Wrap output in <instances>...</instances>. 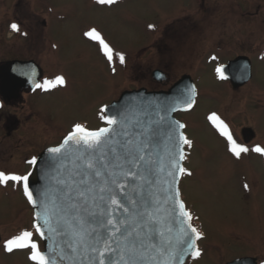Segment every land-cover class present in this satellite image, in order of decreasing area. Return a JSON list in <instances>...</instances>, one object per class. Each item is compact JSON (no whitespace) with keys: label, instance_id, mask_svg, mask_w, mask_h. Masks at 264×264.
<instances>
[{"label":"rangeland","instance_id":"rangeland-1","mask_svg":"<svg viewBox=\"0 0 264 264\" xmlns=\"http://www.w3.org/2000/svg\"><path fill=\"white\" fill-rule=\"evenodd\" d=\"M29 3L49 14L55 58L68 66L64 87L39 100L45 141H33L31 150L57 146L76 124L100 129L101 109L125 91L166 90L188 75L197 97L193 110L176 115L191 141L184 160L191 175H182L180 193L202 237L201 254L189 264H226L242 257L264 264V155L252 151L264 148V0H0V25L23 14ZM93 29L112 49V62L99 42L85 35ZM237 56L251 60L253 78L233 92L217 69ZM154 70L168 82L155 83ZM213 114L247 153L237 158L229 151L226 136L209 119ZM248 128L254 139L245 145L241 130ZM24 155L15 152L14 167ZM11 194L7 203L0 194V264H34L30 249L4 250V242L24 230L33 232L43 250L24 193L15 186Z\"/></svg>","mask_w":264,"mask_h":264},{"label":"water","instance_id":"water-1","mask_svg":"<svg viewBox=\"0 0 264 264\" xmlns=\"http://www.w3.org/2000/svg\"><path fill=\"white\" fill-rule=\"evenodd\" d=\"M11 66L7 64L1 68L0 74H7ZM220 69L226 77L222 79L219 73L220 78L229 81L235 90L252 78L251 61L245 56L229 61ZM152 78L158 83L168 82L167 76L160 70L153 71ZM192 89H195L194 96ZM196 96L197 89L194 81L190 76L184 75L168 90L148 91L140 88L125 91L116 101L104 108L105 119L112 118L117 121L111 126L112 138L105 146L106 152L109 147H114L116 151L108 152L106 162L110 170L115 171H119L117 164L123 165L125 171L131 170L136 173V179L124 180L123 177H118L127 187L121 190L109 183L111 191L103 193L105 197L103 201L99 199L101 195L99 186L107 179L106 173L98 181L89 176L88 184L81 183L82 177L90 171L85 167V161L89 158L87 150L82 147L77 148L70 143L58 156L54 157L50 154L49 148L38 155L37 164L32 165L30 175L28 174L29 190L38 207L34 208L28 203L33 211L34 223H37L36 212L43 211L40 206L47 204L54 213L53 223L58 221L62 229V232L50 233L43 225V216L39 221L45 232L43 239L39 237L43 244L42 253L54 264H98L96 253L92 252L91 248L92 246L101 248L102 243L96 244L90 237L87 250L79 246L76 252L71 250L70 245H75L73 233L80 229L81 220L84 221L86 230L91 231L95 228L98 237H108L110 227H101L99 222L106 221L110 213L121 229L117 239L123 240L124 236L131 231L133 236L130 239H134L138 249L144 252V259H138V264H162L166 256L161 257L157 250L161 246H167L166 241L169 238L174 245L179 229L185 226L182 225V218L178 215L175 195L176 191H179V199L182 201L180 193L182 174L175 173L172 168V161L178 159L181 148L185 156L186 145L178 143V135L180 132L184 135L185 127L178 128V124L182 122L176 118V114L192 110ZM190 98L194 100V103L187 108ZM108 126L106 124L105 127ZM129 151L130 158L140 155L144 157L143 160L137 161L139 168H133L132 164L125 162L126 153ZM95 155L98 156L99 153ZM183 162L184 159L179 161L181 167ZM170 171H173L174 175L170 176L168 174ZM90 185L91 192L87 191ZM80 191L85 192L86 198L79 196ZM110 195L121 201L123 206L119 209L111 206L108 203ZM125 208L128 209L127 212ZM101 212L103 215H100ZM148 214H151L155 223H149ZM120 221H126V223L120 224ZM169 228L171 232L168 231ZM161 231L164 233L163 237L159 235ZM136 233H139L138 237ZM117 239L111 241L115 251L106 258V264L118 259L122 245H118ZM151 245L156 247L153 248ZM196 247L198 248V240ZM153 256L155 260L152 259ZM193 258L191 254L185 253L182 258L175 261V264H189ZM226 264H257V260L245 257Z\"/></svg>","mask_w":264,"mask_h":264},{"label":"snow or ice","instance_id":"snow-or-ice-1","mask_svg":"<svg viewBox=\"0 0 264 264\" xmlns=\"http://www.w3.org/2000/svg\"><path fill=\"white\" fill-rule=\"evenodd\" d=\"M114 0H97V3L100 4H111ZM151 27V26H150ZM11 28L14 31L18 30L17 24L13 23ZM85 35L89 36V38L93 40H97L104 51V55L107 57L109 62L113 60V52L112 49L104 42V40L100 37L99 33H97L94 29L90 32L85 33ZM215 59V57H213ZM119 62L123 64L125 62L124 56L122 54L119 55ZM217 72L221 74V78L224 79L226 77L223 76L222 70L217 69ZM64 83L63 77H57L55 80L45 81L43 85L36 84L37 88H43L45 91L49 90L50 88H55L58 84L62 85ZM192 95H195V89H192ZM194 103L193 99H189L187 102V108H190ZM105 109H101L104 111ZM105 123L109 125L108 127H103L95 131H90L84 128L80 124H76L73 130L67 135L64 139L62 144L58 147H51L48 149V152L52 154L54 157L61 154V152L71 143L75 145L77 148H83L88 151L89 158L85 161V167L90 170L88 173L81 179L82 184H88L89 180L88 177L91 176L95 180H100L101 176L105 173L107 174V179L104 181L103 184L99 186V199L103 201L105 199L103 193L110 192L111 189L109 187V183L114 185L116 188L121 190L125 189L127 185L122 183L118 177H123L124 180L128 179H136V173L132 172L131 170L125 171L123 165L117 164L116 167L119 168V171L110 170L109 164L106 162V156L108 152L115 153L116 149L114 147H109L107 152L105 151V146L109 144L112 138L113 128L111 126L115 125L117 121L112 118L105 119ZM210 120L213 121L220 129L221 134L226 136L228 143H229V151L232 152L234 156L237 158L240 157L242 153H247L249 151L248 148L239 145L232 137V135L228 132L227 126L223 124L222 121L219 120L215 114L209 117ZM185 127L184 124L179 123L178 128L183 129ZM178 143L181 145H188L191 146V141L187 139L183 135L182 132L178 135ZM252 151L264 155V148L256 147L252 149ZM99 153V155H95ZM119 159V157H117ZM144 157L142 155L136 158H130V151L126 153V163L132 164L133 168H139L138 160H143ZM184 159V154L182 148L179 150V157L178 159H174L172 161V168L175 170L177 174H187L191 175L190 172H186V169L180 166L179 161ZM28 163L32 165L37 164V160L33 158ZM170 176L174 175L173 171L168 173ZM30 175V174H29ZM29 176L28 175H19L13 173H6L5 171H0V186L7 187L10 183L15 186L22 185L24 195L27 197L28 202L34 207L37 208V202L33 199V194L29 190ZM247 188V185H245ZM87 191H92V186L90 185L87 188ZM68 195H71L68 193ZM176 206L178 207V215L182 218V226L179 229V233L176 237L175 244L173 245V241L169 238L166 241L167 246H161L157 251L161 257H165L162 261V264H175V261L178 258H182L185 253L191 254L194 258L200 256V250L196 247V241L201 239V233L198 231L196 227L193 226L191 223L193 217L191 213H189L184 203L179 199V191H176ZM79 196L81 198L85 197V192L80 191ZM93 199H95L93 197ZM108 203L113 206L114 208H121L122 202L115 198V196L110 195L108 197ZM132 203L134 204L135 201L133 200ZM40 207L43 208V211H37L35 219L37 223L33 224L36 233L39 235L41 239L45 237V232L42 230L41 224L39 221L43 216V225L48 228L50 233H56L58 231L62 232V229L59 227V222L57 221L55 224L53 223L54 213L53 210L48 207L47 204H42ZM126 212L128 211L127 208L124 209ZM103 215V212L100 213ZM149 223H155L152 220L151 214H148ZM101 227H110L111 231L108 234V237H98L97 230L93 228L91 231H88L84 228V221L81 220L80 229L74 231L75 237V245H70V248L73 252L77 251L79 246H83L86 250L88 248V240L91 237L95 240L96 244L102 243L103 247L97 248L92 246L91 251L96 253V258L98 259V264H106V258L110 257L115 251L111 241L113 239H117V234L120 233L121 229L118 226V223L112 219L111 213L106 221L99 222ZM120 224H125L126 221H120ZM171 232V228L168 229ZM191 233V235H189ZM137 237L139 233H136ZM161 237L164 236V233L161 231L159 233ZM133 236V232H128L127 235L124 236L123 240H118V245H122L118 259L111 260L108 264H138V259H144V252L137 247V243L134 239H130ZM4 250L11 253L14 250H23V249H30L31 255L30 259L34 262V264H54L53 261L50 260L45 254H43L40 250L39 245L33 240V232L24 230L21 231L19 234L13 236L12 238L6 240L4 242ZM151 247L155 248V245H151ZM143 248V245H141ZM155 260V256L152 257Z\"/></svg>","mask_w":264,"mask_h":264},{"label":"flooded vegetation","instance_id":"flooded-vegetation-1","mask_svg":"<svg viewBox=\"0 0 264 264\" xmlns=\"http://www.w3.org/2000/svg\"><path fill=\"white\" fill-rule=\"evenodd\" d=\"M48 15L46 11L32 7L29 3L23 14H15L9 17L6 25H3L4 22L0 25V69L7 64L12 65L7 74H0V134L3 136L0 140V171L6 173L27 175L32 168V164L28 162L33 158L37 159L46 148L56 146L31 150L33 141L38 143L45 141L43 130L45 119L40 110L39 100L52 92V88L45 91L35 85H43L45 81L63 77L64 83L57 85L62 89L68 78L67 64L55 58L54 51L57 47L51 39L52 32L48 28L51 21ZM13 23L17 24V31L11 28ZM227 84L231 86L229 82ZM242 87L232 90L237 92ZM249 130V128L241 130V140L245 145L253 143L254 135L252 136ZM18 150L25 152V155L21 161L18 160L21 163L14 167V154ZM18 187L23 192L22 185ZM13 188L11 183L7 187L0 186L1 197L6 199V203L11 202ZM4 207L1 206V209ZM3 240L0 235V245Z\"/></svg>","mask_w":264,"mask_h":264}]
</instances>
